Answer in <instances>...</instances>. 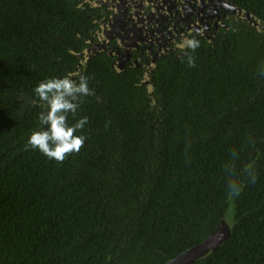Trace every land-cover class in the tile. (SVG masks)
Instances as JSON below:
<instances>
[{"label": "trees", "instance_id": "1", "mask_svg": "<svg viewBox=\"0 0 264 264\" xmlns=\"http://www.w3.org/2000/svg\"><path fill=\"white\" fill-rule=\"evenodd\" d=\"M236 2L264 21V0ZM81 23L66 0H0V264H165L223 219L229 237L191 264H264L263 31L222 28L194 68L160 61L151 96L106 54L80 64ZM69 72L93 94L83 148L57 163L27 146L33 89Z\"/></svg>", "mask_w": 264, "mask_h": 264}, {"label": "flooded vegetation", "instance_id": "2", "mask_svg": "<svg viewBox=\"0 0 264 264\" xmlns=\"http://www.w3.org/2000/svg\"><path fill=\"white\" fill-rule=\"evenodd\" d=\"M224 1L227 6L222 0H66L82 20V30L74 32L83 42L80 64L106 54L112 68L132 74L131 83L152 87L151 96L158 63L180 56L176 44L182 37L198 39L199 51H205L226 35L220 36L222 28L252 27L247 10H238L236 0Z\"/></svg>", "mask_w": 264, "mask_h": 264}, {"label": "clouds", "instance_id": "3", "mask_svg": "<svg viewBox=\"0 0 264 264\" xmlns=\"http://www.w3.org/2000/svg\"><path fill=\"white\" fill-rule=\"evenodd\" d=\"M199 46L200 41L189 36L182 37L176 44L187 58L189 67L196 66L193 53ZM33 93L42 111L38 116L39 128L30 133L27 146L38 150L50 160L63 163L73 153H79L87 139L77 133L85 128L88 117H76L84 98L93 94L89 78L74 72L63 77L46 78L34 87ZM69 116L74 123H69ZM249 175L254 178V172H249ZM240 192L241 186L238 183L229 184L230 199Z\"/></svg>", "mask_w": 264, "mask_h": 264}, {"label": "water", "instance_id": "4", "mask_svg": "<svg viewBox=\"0 0 264 264\" xmlns=\"http://www.w3.org/2000/svg\"><path fill=\"white\" fill-rule=\"evenodd\" d=\"M223 5L228 3L222 0ZM234 7V6H233ZM235 8V7H234ZM240 10L239 7H236ZM245 19L249 25L255 26L259 31H264V21L258 19L255 15L245 11ZM152 87L149 89L151 91ZM231 229L228 221L222 220L217 228L211 232L201 243L183 251L178 256L168 260L165 264H191L202 258H206L229 237Z\"/></svg>", "mask_w": 264, "mask_h": 264}]
</instances>
